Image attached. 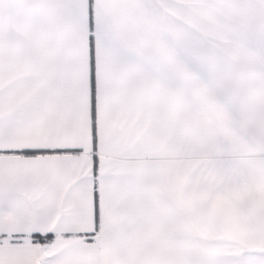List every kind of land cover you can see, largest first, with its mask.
Returning a JSON list of instances; mask_svg holds the SVG:
<instances>
[{
  "label": "snow or ice",
  "instance_id": "6c2138e0",
  "mask_svg": "<svg viewBox=\"0 0 264 264\" xmlns=\"http://www.w3.org/2000/svg\"><path fill=\"white\" fill-rule=\"evenodd\" d=\"M0 264H264V0H0Z\"/></svg>",
  "mask_w": 264,
  "mask_h": 264
}]
</instances>
